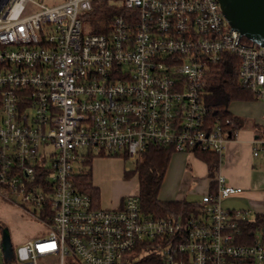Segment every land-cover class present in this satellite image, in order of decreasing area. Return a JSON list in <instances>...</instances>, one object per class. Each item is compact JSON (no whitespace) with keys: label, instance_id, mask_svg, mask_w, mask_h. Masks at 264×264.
I'll use <instances>...</instances> for the list:
<instances>
[{"label":"built area","instance_id":"1","mask_svg":"<svg viewBox=\"0 0 264 264\" xmlns=\"http://www.w3.org/2000/svg\"><path fill=\"white\" fill-rule=\"evenodd\" d=\"M99 2L116 12L94 33L87 15ZM224 54L264 100V47L218 0H0V198L48 226L13 248L14 263L134 264L154 251L165 264H264V227L248 234L249 213L224 208L243 188L221 173L184 222L143 214L136 193L102 207L76 183L85 159L135 161L153 144L222 156L231 134L209 124L204 91ZM0 254L14 264L2 243Z\"/></svg>","mask_w":264,"mask_h":264},{"label":"trees","instance_id":"2","mask_svg":"<svg viewBox=\"0 0 264 264\" xmlns=\"http://www.w3.org/2000/svg\"><path fill=\"white\" fill-rule=\"evenodd\" d=\"M116 10L108 2H99L94 10L87 15L88 25L94 33L105 32L108 29L107 19L115 14ZM239 59L231 54H224L221 59L211 64L208 83L204 91V101L208 109L207 120L210 125L220 122L231 135L246 125L247 120L230 111V105L234 101H249L259 99L254 92L243 88L239 83ZM254 127H257L254 124ZM176 148L153 144L146 151L141 152L134 161V170H126L125 179L137 178V196L143 214L152 217H161L175 221H185L187 218L198 217L201 213L200 201H188L187 199L162 200L159 193L163 185L169 163ZM192 153L202 160L208 168V176L212 178L210 192L217 189L215 176L221 163V156L210 150L193 148ZM93 158L83 161L81 171L76 175V183L81 190L90 194L97 205H100L101 189L94 184L92 172ZM43 219L50 221L47 216ZM245 232L253 234L255 230L264 227V213L256 214L253 219L244 222ZM5 225L0 222V230H5ZM163 243L167 239L159 238ZM153 242V241H151ZM151 242L145 243L146 249H151ZM140 246V245H139ZM142 248L138 247L137 252ZM137 260L134 264H165L164 258L150 251L142 256L135 255ZM15 262L13 258L10 260ZM10 264V263H7ZM15 264V263H14Z\"/></svg>","mask_w":264,"mask_h":264},{"label":"rangeland","instance_id":"3","mask_svg":"<svg viewBox=\"0 0 264 264\" xmlns=\"http://www.w3.org/2000/svg\"><path fill=\"white\" fill-rule=\"evenodd\" d=\"M45 1L53 4L60 0H37ZM230 110L244 118L247 122H254L262 126L264 130V100L253 99L249 101H234L230 105ZM249 123H246L248 125ZM97 152H94V154ZM190 152H176L172 157L171 165L177 170L182 165L190 162ZM135 163L130 159H123L117 156H96L92 162L93 179L101 180L103 187L101 188L100 204L102 207H115V202L120 197L137 192V178L125 179L126 170H134ZM97 179V180H98ZM197 181V180H194ZM199 183L192 182V187L198 186ZM178 182L168 177L163 182L159 198L162 200H175L178 197ZM103 189V190H102ZM199 192V193H198ZM191 192L187 195L188 201L198 200L201 192ZM227 198H225L226 200ZM230 205V202L224 201V207ZM250 218L254 217V213H250ZM0 222L8 229L9 239L14 249L29 239L36 238L47 233L48 226L41 222L37 215H34L33 209L25 208L17 203H12L0 198ZM3 232H0V246L2 243ZM3 256L0 254V264H2Z\"/></svg>","mask_w":264,"mask_h":264},{"label":"crops","instance_id":"4","mask_svg":"<svg viewBox=\"0 0 264 264\" xmlns=\"http://www.w3.org/2000/svg\"><path fill=\"white\" fill-rule=\"evenodd\" d=\"M254 124L257 127H254ZM261 129V125L250 122L230 135L225 144L217 173L223 174L229 184L243 188L242 193L224 200L230 202L229 206L224 207L225 209L244 210L255 215L264 213V151L259 155H254V150L259 147L261 140H264V130ZM191 155L190 162L182 165L178 170L171 165V158L167 169L165 179L168 175L178 182L177 199H187V195L194 191H202L200 193L202 197L203 194L210 191L212 178L208 176L207 165L193 153ZM97 179L94 178V184L101 189L103 184L101 180ZM192 182H198L199 185L192 187ZM125 196L114 201L115 207L122 203ZM201 197L194 201H200Z\"/></svg>","mask_w":264,"mask_h":264},{"label":"water","instance_id":"5","mask_svg":"<svg viewBox=\"0 0 264 264\" xmlns=\"http://www.w3.org/2000/svg\"><path fill=\"white\" fill-rule=\"evenodd\" d=\"M225 18L242 36L264 47V0H218ZM5 257L12 260L13 246L8 229L3 231Z\"/></svg>","mask_w":264,"mask_h":264}]
</instances>
